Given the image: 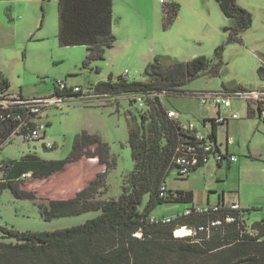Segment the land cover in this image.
<instances>
[{"label": "rangeland", "instance_id": "374dc122", "mask_svg": "<svg viewBox=\"0 0 264 264\" xmlns=\"http://www.w3.org/2000/svg\"><path fill=\"white\" fill-rule=\"evenodd\" d=\"M236 2L253 18L252 26L237 37L231 30L235 20L224 15L217 0H172L170 3L179 4L180 9L178 18L170 24L166 23L165 6L160 0H114L116 46L105 52L103 61L86 66V47L60 46L59 0L0 1V69L10 81L11 95L33 99L52 96L57 81L85 91L109 82L111 76L114 81L123 77L129 82H147L146 68L156 58L169 67L205 57L211 61L212 69L189 82L180 93L163 100L168 110L181 112L185 122H194L204 130V115H214L215 106L202 105L195 93L264 90V0ZM250 107L258 110L257 104L234 100L232 109L223 113L228 117L233 112L240 114L250 125L245 129L248 142H255L264 137L257 134L252 140ZM148 109L131 102L128 95L99 100L74 98L61 108L51 107L43 112L41 123L47 130L42 140L28 141L18 135L7 140L0 148V161L20 160L31 154L46 161L66 160L76 137L88 132L109 144L118 158L117 168L109 174L106 194L107 199H117L122 194L124 179L136 168L130 133L140 125V116ZM254 121L262 123L258 118ZM48 144L51 147L47 148ZM93 161L83 159L75 167L69 165L52 182L44 180L39 185L36 179L24 180L20 188L33 193L36 203L47 205L53 192L57 197L60 193L71 196L77 180L80 187L86 186L103 172L98 161ZM166 182L173 192L190 185L188 179L179 178L175 171ZM3 185L0 180V191ZM255 195L244 203L247 211L242 214L241 226L246 234L252 233L254 223L264 221V193ZM34 201L16 199L9 189L4 190L0 198V226L20 232H51L82 225L99 215L91 212L48 222ZM189 206L188 202L163 203L152 213L174 219L183 216Z\"/></svg>", "mask_w": 264, "mask_h": 264}, {"label": "trees", "instance_id": "16d2710c", "mask_svg": "<svg viewBox=\"0 0 264 264\" xmlns=\"http://www.w3.org/2000/svg\"><path fill=\"white\" fill-rule=\"evenodd\" d=\"M217 1L224 15L236 22L231 29L235 37L252 26L251 13L236 0ZM170 2L163 4L167 24L178 18L180 9L179 4ZM113 7L114 0H59L60 46L86 47V66L103 61L105 52L114 49L117 42L113 33ZM211 69V61L205 57L169 67L156 58L146 68L147 82H129L123 77L114 81L111 76L109 82H101L91 91L108 95L109 99L128 95L131 102L138 103L139 96L150 92L180 93L189 82ZM58 83L55 93L63 95L58 92ZM9 89V80L1 74L0 101L13 96ZM77 96L80 95H74ZM146 107L148 112L140 116V125L130 133L136 168L124 179L122 194L117 199H107L106 194L108 177L117 168L118 158L109 144L88 132L76 137L73 151L66 160L46 161L31 154L20 160L0 161V180L4 184L0 198L3 191L9 189L16 199L31 201L36 199L35 195L20 188L24 181L20 177L24 173H32L30 180L44 179L83 157L97 158L106 167L73 199L49 201L47 205L34 201L39 205L42 218L48 222L91 212L99 213L96 218L51 232H20L0 226V264H264V221L254 223L250 234L243 233L244 227L238 218L232 224L212 228L210 237L203 232L183 238L176 236L181 227L192 230L206 227L220 215L183 214L174 218L172 224L150 222L158 204L193 202V194L189 192L169 190L168 197L159 195L162 185H167L169 174L177 172L174 160L179 155L178 149L192 144L193 138L183 129L187 122L168 116L169 110L161 98H145ZM9 114L15 115V109L0 108V148L12 136H20L14 134L19 123ZM210 121L214 125V120ZM41 122L38 116L30 126ZM210 133L215 140V125Z\"/></svg>", "mask_w": 264, "mask_h": 264}, {"label": "built area", "instance_id": "2783aa9c", "mask_svg": "<svg viewBox=\"0 0 264 264\" xmlns=\"http://www.w3.org/2000/svg\"><path fill=\"white\" fill-rule=\"evenodd\" d=\"M172 0H160L162 4H166ZM1 75V72H0ZM58 92L64 93L59 95L54 93L50 97H41L26 99L15 96H10L7 99L0 101V108L2 109H15V115L9 114L8 116L18 122V126L14 134L18 133L28 141H35L43 139L46 134L47 127L43 123H38L37 126L31 127V123L38 117L41 116L45 109L51 107L61 108L64 104L72 101L74 98L80 100H99L109 99L108 95L92 93L91 90L85 91L81 87L69 86L66 82L58 83ZM72 94V97L66 95ZM74 95H80L74 97ZM166 91L162 92H150L148 95L139 96L137 98L141 108H145V98L159 97L162 100L171 96ZM194 96L200 100V103L204 106L212 104L221 112L230 111L233 107L234 100H244L248 104L254 103L258 105V110H254L250 107L249 114L251 111H255L261 121L264 122V90L260 91H221L214 93H195ZM168 116L176 121H182L183 114L179 111L169 110ZM240 118V114L233 112L230 117L218 115L214 120V124L221 126L226 124L230 119L237 120ZM183 129L193 138L192 144L183 145L178 149L179 155L176 156L174 163L177 166V175L179 177H187L196 168L206 165L213 161L215 164L220 165L224 161L238 162L239 158L236 155L225 153L222 151L218 143L211 138V135H206L200 131L198 125L194 122L184 123ZM233 143L232 140H228L227 144ZM47 148L51 147L50 144L46 145ZM32 173H24L21 175L20 180H30ZM160 198H166L169 195V188L167 185H162L160 189ZM243 210L239 205H214L206 207H193L187 209L184 213L185 216H191L193 214H207L217 213L220 215L219 218L210 222L208 226H202L199 229L192 230L190 236H196L200 233L206 232L210 237L212 228L221 227L224 225L232 224L239 219L238 216L242 217ZM151 223L157 224H172L175 219L171 217H159L151 216ZM242 220V219H241ZM140 236V234H138Z\"/></svg>", "mask_w": 264, "mask_h": 264}, {"label": "crops", "instance_id": "0c3cea01", "mask_svg": "<svg viewBox=\"0 0 264 264\" xmlns=\"http://www.w3.org/2000/svg\"><path fill=\"white\" fill-rule=\"evenodd\" d=\"M0 72L3 77L7 78L1 69ZM214 109V115L211 117L204 115L203 118V121H208H205V125H202L204 130L200 131L206 135H211L210 132L215 125L210 120L216 118L219 114L227 116L222 111L220 112L218 108L215 107ZM254 118H258L264 125L257 113L251 111L248 120L252 121L251 124H254L252 140L257 138V134L264 137L262 123H256ZM243 120L240 117L237 120L230 119L221 126L215 125V140L220 149L225 153L236 155L239 161H224L220 165L211 161L196 168L185 177L190 185L182 191L193 194V202L187 209L214 206L219 203L227 206L236 204L241 207L245 214L247 209L244 203H247L251 197L256 196L255 194L264 193V188L261 189L262 186L264 187V139L248 142L245 129L250 125ZM228 140H232L233 143L227 144ZM261 197L262 195H258V198L262 199Z\"/></svg>", "mask_w": 264, "mask_h": 264}, {"label": "water", "instance_id": "95a60500", "mask_svg": "<svg viewBox=\"0 0 264 264\" xmlns=\"http://www.w3.org/2000/svg\"><path fill=\"white\" fill-rule=\"evenodd\" d=\"M83 159H90V160H94L93 162L94 163H96V161H98V163H99V160L97 159V158H94V159H91V158H87V157H83V158H81L79 161H77V162H73V163H69V164H67L66 166H65V168L63 169V170H61V171H58V172H56V173H54L53 175H51V176H49V177H47V178H44V179H36L35 181L40 185V184H42V183H44V180H49V182H52V180H53V178H55L56 176H57V174L58 175H60L59 173H62L63 171H65L66 170V168L69 166V165H73V167H75V165L76 164H79V163H81L80 161H82ZM100 164V163H99ZM101 165V164H100ZM102 166V168L100 169L101 171L103 170V172L105 171V169H106V167L104 166V165H101ZM70 167H72V166H70ZM71 169V168H70ZM73 173V172H72ZM98 175V174H97ZM96 178V177H95ZM92 180V179H91ZM90 180V181H91ZM94 180V179H93ZM77 182V184H76V189H75V191L73 192V194L71 195V196H68V197H66V196H63V193H60L59 195H61V196H55V194L56 193H52V199H51V201H61V200H69V199H73V198H75V196H76V194L78 193V192H80V191H82L84 188H86L88 185H89V182L87 183V185L86 186H83L82 185V187H80L81 186V182L80 183H78L79 182V180H77L76 181ZM86 184V183H85ZM54 185V184H53ZM65 194V193H64Z\"/></svg>", "mask_w": 264, "mask_h": 264}, {"label": "bare ground", "instance_id": "6f19581e", "mask_svg": "<svg viewBox=\"0 0 264 264\" xmlns=\"http://www.w3.org/2000/svg\"><path fill=\"white\" fill-rule=\"evenodd\" d=\"M176 234L178 237L182 238V237L190 236L192 234V231L188 227H181L180 229L177 230Z\"/></svg>", "mask_w": 264, "mask_h": 264}]
</instances>
